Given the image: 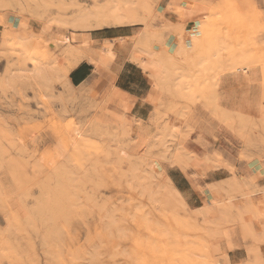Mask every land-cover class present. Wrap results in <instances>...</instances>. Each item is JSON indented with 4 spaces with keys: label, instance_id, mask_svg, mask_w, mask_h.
<instances>
[{
    "label": "rangeland",
    "instance_id": "rangeland-1",
    "mask_svg": "<svg viewBox=\"0 0 264 264\" xmlns=\"http://www.w3.org/2000/svg\"><path fill=\"white\" fill-rule=\"evenodd\" d=\"M110 1H130L135 17L145 20L133 25L131 59L146 63L166 98L160 97L147 124L130 118L123 102L111 103L114 87L104 96L83 97L60 77L72 61L47 22L72 19L70 5ZM120 1L0 0V264H229V252L239 246L233 239L246 247L245 264H264V236L253 229L264 215V206L250 198L256 186L227 181L210 188L223 222L179 205L166 178L168 166L192 165L185 149L189 134L181 133L195 102L209 109L221 81H260L264 0ZM148 31L156 35L144 37ZM42 55L59 60L46 81L34 74ZM253 103L264 123V105ZM233 114L241 115L240 109ZM175 121L180 128L173 133ZM246 127L261 128L253 122ZM245 144L264 146V138L247 137ZM178 153L183 161L175 164ZM51 195L60 197L57 207L52 202L56 210Z\"/></svg>",
    "mask_w": 264,
    "mask_h": 264
},
{
    "label": "crops",
    "instance_id": "crops-1",
    "mask_svg": "<svg viewBox=\"0 0 264 264\" xmlns=\"http://www.w3.org/2000/svg\"><path fill=\"white\" fill-rule=\"evenodd\" d=\"M259 8L264 11V5H259ZM135 28L136 26L114 27L91 32L94 48H104L117 38L127 39L125 38L123 46L114 43L117 47L115 59L107 60L93 53L92 58L98 59L100 63L98 69L88 60H84L69 73L68 80L73 85V90L83 97L96 91L104 93V96L114 87L115 96L111 103L123 102L128 107L130 118L147 124L160 97L162 96L163 101L166 98L161 95L159 88H154L149 72L131 59L133 48L129 40L133 39ZM258 41L264 46V36ZM258 68L261 72L258 83L241 86L221 81L220 86L212 91L209 109L205 108L207 103L196 101L191 119L183 122L182 131L189 134L185 149L193 157H197L201 164L168 166L166 177L183 194L189 210L202 208L205 202H211L214 196L210 188H219L227 181L229 184L237 182L243 186H256L258 190L250 197L251 201L254 205L264 206V146L249 147L245 144L247 137L264 138V123L257 108L253 106V102L264 105V66L259 65ZM127 97L129 100H126ZM212 107H219L222 114L218 115ZM238 109L241 115L233 114ZM238 116L243 122L241 127ZM248 122L258 123L261 128L258 131L251 130L246 127ZM236 201L243 203V200ZM253 229L259 238L264 236V215L260 214L257 221L254 220ZM233 242L239 246L229 252V259L245 264L249 256L244 243L237 239H233ZM259 248L264 250V245Z\"/></svg>",
    "mask_w": 264,
    "mask_h": 264
},
{
    "label": "bare ground",
    "instance_id": "bare-ground-1",
    "mask_svg": "<svg viewBox=\"0 0 264 264\" xmlns=\"http://www.w3.org/2000/svg\"><path fill=\"white\" fill-rule=\"evenodd\" d=\"M122 1V0H121ZM120 1V2H121ZM112 1H110L108 4L106 5H98V3H94L95 5H92V6H82V5H70V6H73L75 8V15L72 19L70 20H67L66 19H57L56 21H48L47 22V25H46V29L55 37L57 38V40L64 46H66V51H65V54L67 52L70 53V58H71V61L72 63L69 65V67L66 69V68H62L61 69V76L62 77L61 79L63 80V82H65V84L69 85L70 87L73 88V85L71 86V83H69V80H68V76H69V73L77 68L81 63H83L84 60H88L90 62V64L94 65L95 68L98 69L100 63H99V60L97 59H93L91 54L93 53H96L98 54L100 57H105V58H108L109 60H113L115 59L117 53V47L116 45L114 44L115 42H117V44L119 46H121V44L123 42H125L126 39L125 38H117V40H113L111 41V44L105 46L104 48H94L92 47V41H91V37H90V33L93 32V31H98V30H101V29H105V28H116V27H130V26H133V25H142V24H145V20L144 19H138L137 17H135L134 15V9H133V6L130 5V1H126L125 5H122V4H116V2L114 3H111ZM119 2V1H118ZM125 2V1H124ZM105 4V3H104ZM64 6V5H63ZM66 6V5H65ZM68 6V5H67ZM72 8V7H71ZM158 28V27H157ZM148 29L149 31L152 29L151 27L148 26ZM81 30V31H80ZM148 31V32H149ZM72 32V33H71ZM145 33L144 37H146V35L148 36V34L150 35H153L155 36L156 35V32H154L153 34L152 33ZM155 34V35H154ZM135 36V35H134ZM138 36V35H137ZM95 42V41H94ZM94 46V45H93ZM43 52V51H41ZM61 54V53H60ZM64 54V52H63ZM119 55V54H118ZM36 59V57H35ZM32 58V60H35ZM132 61L136 62L137 64H139V66L145 71L147 69V65L145 62H139V58L137 56H134ZM34 62V61H33ZM34 74L37 78H40L42 80H47V78H49V73L51 71H53V68L59 64V60L55 57H51L50 55L48 56H44L42 55V57L38 58L37 56V60L35 61L34 63ZM101 68V67H100ZM60 73V72H59ZM152 79V82H153V85H154V88L158 87V84H157V81L155 80V78L151 77ZM96 80V79H95ZM94 80V81H95ZM240 80V77L238 76H234V79L233 81L234 82H237ZM93 81V82H94ZM99 81V80H98ZM101 81V80H100ZM96 83V82H95ZM96 85V84H95ZM97 86V85H96ZM94 87V85L92 86ZM77 90V89H76ZM79 93V91H78ZM86 93V92H85ZM80 94V93H79ZM81 95V94H80ZM109 98H106L102 101V103L108 101ZM126 100H129L128 97L126 98ZM101 103V104H102ZM100 104V106H101ZM99 106V107H100ZM178 118H176L175 120H177ZM179 121V120H177ZM175 121V123L172 122V128L174 130L173 133L176 131H179V124L182 120L180 119V122H177ZM174 124V125H173ZM183 126V125H182ZM178 134V133H177ZM181 134H184V133H181ZM180 134V135H181ZM179 150V149H178ZM177 152V151H176ZM175 154V153H174ZM191 154V153H190ZM189 154V156H191ZM181 155L178 153L176 154V159H174L176 161L175 164L178 163V161H183L180 157ZM191 158V157H189ZM174 161V162H175ZM200 163V160L197 158V157H192V160H191V164L192 165H195V166H198ZM198 164V165H197ZM201 164V163H200ZM60 171V170H59ZM63 173V172H61ZM61 175V174H60ZM65 175V174H64ZM63 177V176H62ZM167 178V177H166ZM167 180L169 181V178H167ZM62 188V187H61ZM56 189V188H55ZM54 189V190H55ZM60 189V188H59ZM63 189V188H62ZM58 190L57 189L55 190L56 192H59V191H63V190ZM53 190V191H54ZM70 190V188H69ZM169 190L170 192L172 193V196L173 198L176 200V202L181 205L183 208H186V203H185V200L183 198V194H181L172 184H170L169 186ZM46 192V191H44ZM50 192V191H48ZM65 192V191H64ZM63 193V192H61ZM61 193H58L61 195ZM67 193V192H65ZM47 194V193H46ZM50 194V193H49ZM54 194V192H53ZM52 194V195H53ZM64 194V193H63ZM62 194V195H63ZM48 195V194H47ZM51 195V196H52ZM57 195V193H56ZM50 196V197H51ZM64 196V195H63ZM68 195H66L65 197L67 198ZM49 197V196H48ZM49 197V198H50ZM53 197V201H51V207L53 206L52 202H54V204L60 199L57 198V200ZM70 200V196H68ZM47 198V197H46ZM49 198H47L49 200ZM62 198V197H61ZM72 198V197H71ZM74 198V197H73ZM46 199V200H47ZM41 200V199H40ZM51 200V199H50ZM56 200V202L54 201ZM65 200V199H64ZM67 201V200H66ZM75 201H77L75 199ZM229 202V201H228ZM40 203V202H39ZM38 203V205H39ZM42 203V202H41ZM48 203V201H47ZM60 203V202H59ZM74 203V202H73ZM77 203V202H76ZM74 203V204H76ZM218 202H211V203H204L203 207L202 208H199V210H201L202 214L204 215V218H208L209 216H215L217 218H219L221 221L223 222H226V218H225V213H224V210L222 208H220L217 204ZM43 204V203H42ZM69 204V203H68ZM44 205V204H43ZM56 207H57V204H55ZM78 207H79V204L77 203ZM76 205V209L78 208ZM54 207V206H53ZM69 207V206H68ZM67 207V209H68ZM73 206L71 205V208ZM51 209V208H50ZM55 209V207L53 208ZM52 210V209H51ZM56 210V209H55ZM53 210V211H55ZM78 210V209H77ZM70 211V209H69ZM49 211L47 210L46 211V215ZM64 212V211H63ZM53 213V212H52ZM51 213V214H52ZM57 213V212H56ZM56 213H53L54 215ZM65 214V212H64ZM45 215V214H44ZM49 216H50V212H49ZM62 217V215H60ZM31 217V216H30ZM43 217H47V216H43ZM55 216L52 217V219L54 218ZM50 218V217H49ZM37 219V218H36ZM39 219V217H38ZM44 220V219H43ZM46 220L48 221L49 219L46 218ZM65 220V219H64ZM30 221V220H29ZM40 221V220H39ZM47 221H43L44 225H45V228L46 229V223ZM52 221V220H51ZM49 221L48 224L51 222ZM55 218L53 220V223L51 225H53L55 222ZM63 221V220H61ZM60 221V222H61ZM206 221V220H205ZM33 223V222H32ZM31 223V227L34 225H32ZM41 223V221H40ZM24 224V223H23ZM42 224V223H41ZM47 224V225H48ZM56 224V223H55ZM59 225V224H58ZM62 225V224H61ZM22 226V224H21ZM20 226V227H21ZM24 226V225H23ZM56 226V225H54ZM53 226V227H54ZM60 226V225H59ZM58 226V227H59ZM18 227V226H17ZM48 227V226H47ZM50 227V226H49ZM52 228V227H50ZM20 229V228H19ZM35 229V228H34ZM57 229V228H56ZM41 230V228H40ZM47 230V229H46ZM45 230V231H46ZM55 230V228H54ZM43 231V230H42ZM51 231V230H50ZM53 231V229H52ZM58 231V230H57ZM48 233L51 234V232H49V229L47 230ZM55 233V231H54ZM168 234L170 233L171 235V232H167ZM44 234H47V233H44ZM160 234V233H159ZM164 234V232H163ZM56 233L51 236H54L55 237ZM162 236V235H161ZM169 236V235H168ZM230 236V233L229 232H225L224 233V237L225 238H229ZM50 237V236H49ZM160 237V235H159ZM167 237V236H166ZM173 237V236H172ZM175 237V236H174ZM69 238V237H68ZM169 238V237H168ZM180 238V237H179ZM46 239V237L44 238ZM43 239V240H44ZM56 239V238H55ZM58 239V237H57ZM71 241V239H70ZM161 241V239H160ZM45 242V241H43ZM72 242V241H71ZM165 242L162 241V243ZM46 244V242H45ZM167 244V243H166ZM175 245L174 242H172V245ZM44 245V244H43ZM170 245V244H169ZM167 245V246H169ZM169 246V247H172ZM177 245H179L177 243ZM181 246V245H180ZM47 248V247H46ZM165 248V247H164ZM166 249V248H165ZM176 249H174L173 251H175ZM179 250V249H178ZM51 251V250H50ZM165 251V250H164ZM181 251V250H180ZM183 251V250H182ZM7 252V251H6ZM168 252V251H167ZM166 253V252H164ZM163 253V254H164ZM174 253V252H173ZM176 254V253H175ZM177 255V254H176ZM18 256V255H17ZM51 256V255H50ZM53 256V255H52ZM67 256V255H66ZM235 257V256H234ZM67 258V257H66ZM181 258V257H180ZM228 260L230 261L229 264H242V263H238L237 262H232L229 258ZM236 260V259H235ZM240 261V260H239ZM71 264V263H70Z\"/></svg>",
    "mask_w": 264,
    "mask_h": 264
}]
</instances>
